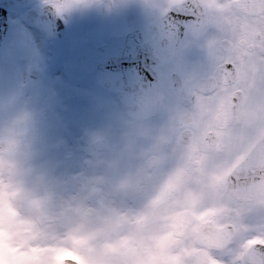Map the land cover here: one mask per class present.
I'll list each match as a JSON object with an SVG mask.
<instances>
[{
	"label": "clouds",
	"instance_id": "1",
	"mask_svg": "<svg viewBox=\"0 0 264 264\" xmlns=\"http://www.w3.org/2000/svg\"><path fill=\"white\" fill-rule=\"evenodd\" d=\"M85 0H47L55 12ZM162 15L173 0H140ZM264 111L147 114L118 132L90 133L81 171L54 176L43 150L42 112L22 89L0 94V264H255L264 227L233 181ZM255 175L264 179V168Z\"/></svg>",
	"mask_w": 264,
	"mask_h": 264
},
{
	"label": "snow or ice",
	"instance_id": "2",
	"mask_svg": "<svg viewBox=\"0 0 264 264\" xmlns=\"http://www.w3.org/2000/svg\"><path fill=\"white\" fill-rule=\"evenodd\" d=\"M157 17L166 39L200 51L184 76L182 102L169 112L188 110L194 122L207 114L219 127L234 113L248 119L264 111V0H173ZM249 141L251 151L237 166L244 183L232 177L246 204L264 197V179L255 175L264 168V131ZM248 211L264 227V210ZM253 259L264 264V255Z\"/></svg>",
	"mask_w": 264,
	"mask_h": 264
},
{
	"label": "rangeland",
	"instance_id": "3",
	"mask_svg": "<svg viewBox=\"0 0 264 264\" xmlns=\"http://www.w3.org/2000/svg\"><path fill=\"white\" fill-rule=\"evenodd\" d=\"M41 47L35 49L34 52H41L45 49V53L32 52L30 55L28 54L27 58H24L28 62L35 60V62L40 63L46 69V74L39 86L32 89L28 85H23V75L21 78V72L25 68V60H17V58L14 60V56L10 54L13 53L12 50L7 49L5 46L2 54H4L5 59L9 60L10 64L13 63V60L16 61V66H12L11 72L12 74L15 73L8 79L9 81L5 80L7 84L5 92L2 79L0 78V94L14 88H20L23 90L24 95L35 102L38 107L43 104H49L52 110L51 115L46 121H42L44 156L53 166L54 176H72L81 171L86 158L89 156L86 141L90 133L114 132L117 127L113 126L112 129L110 127L114 120L116 121L117 119L115 115L118 114L120 116V111L123 114L124 122L130 120L119 109V104L114 97L110 98L105 108L102 106L103 103L105 104L108 101L110 96L108 93L101 98V103L98 104L93 101L96 93L88 90L92 85L96 87L94 80L83 78L79 81L75 80L76 82L68 81L69 74L75 71V49L60 45L56 51L57 47L51 46V49L45 43ZM186 48L182 49L186 51ZM51 53H53V58L50 59L49 55ZM180 53L182 52L180 51ZM1 61L2 58L0 56V66H2ZM177 64L179 65L180 62L177 61ZM165 71L166 67L160 71V78L163 83L166 75ZM78 78H82V76ZM71 83L77 84L75 92H69L68 90V85ZM162 104V116L158 121L159 123L167 117L169 110L179 103L163 90ZM149 121L155 123L156 118H151Z\"/></svg>",
	"mask_w": 264,
	"mask_h": 264
},
{
	"label": "water",
	"instance_id": "4",
	"mask_svg": "<svg viewBox=\"0 0 264 264\" xmlns=\"http://www.w3.org/2000/svg\"><path fill=\"white\" fill-rule=\"evenodd\" d=\"M4 3L12 2L0 0V36L4 30ZM152 26L156 36L148 44L138 45L137 35L128 34L113 37L106 46L98 49L82 48L79 56V69L99 68L104 75V86L119 95L125 110L135 118L156 113L159 106L156 69L171 56L175 46V42L164 37L159 20ZM168 86L182 98L183 89L175 75Z\"/></svg>",
	"mask_w": 264,
	"mask_h": 264
},
{
	"label": "flooded vegetation",
	"instance_id": "5",
	"mask_svg": "<svg viewBox=\"0 0 264 264\" xmlns=\"http://www.w3.org/2000/svg\"><path fill=\"white\" fill-rule=\"evenodd\" d=\"M104 1L105 0H85V2L82 5L73 7L71 9H68L60 13L63 17L66 16L67 19L69 18L68 20L71 23H73L72 24V27H74L73 30H78L82 28L96 30L98 29L99 20H98L97 14L93 13L91 8L93 6H96V3L104 5ZM120 2L121 3L117 4V7H118L117 14L118 15L122 14L123 10L125 9L127 11V18L130 19L133 23H136V27L143 29V31L147 33L146 22L149 19V10L146 8H143V10H141V12L139 13V10H138L139 1L138 0H133L132 2H130V4L124 3L122 1ZM45 3H47V0H44L43 2H41V0H29L26 8L15 11L16 15L13 17L11 21V26H14L17 28V31L19 33V38L21 40L20 41L14 40L13 43H15L16 45L23 44L25 45L24 46L25 48L26 46L31 44V40L29 38L31 35L27 36L26 30L33 29L37 31L38 29L27 21L26 12L32 7H35L38 11H40L41 7ZM190 48L196 49L195 47H190Z\"/></svg>",
	"mask_w": 264,
	"mask_h": 264
}]
</instances>
